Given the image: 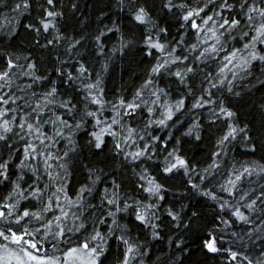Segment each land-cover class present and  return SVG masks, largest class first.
<instances>
[{"label": "snow or ice", "instance_id": "obj_1", "mask_svg": "<svg viewBox=\"0 0 264 264\" xmlns=\"http://www.w3.org/2000/svg\"><path fill=\"white\" fill-rule=\"evenodd\" d=\"M80 8L0 0L13 21L0 37V264H187L192 239L221 264H264V156L238 166L225 159L238 139L264 152V102L258 127L231 103L253 92L264 101V0H92L94 16ZM66 10L78 31L60 27ZM121 13L130 34L141 30L138 40L125 35ZM160 13L178 24L176 35ZM24 16L34 47L18 56L10 49ZM141 44L154 58L142 83L130 97L104 99V76ZM45 51L59 80L41 70ZM197 110L224 122L207 166L185 151L202 139ZM78 168L85 180L73 187ZM181 189L214 202L210 226L183 193L168 200ZM130 225L167 239L168 250L153 252ZM113 240L119 251L109 262Z\"/></svg>", "mask_w": 264, "mask_h": 264}, {"label": "trees", "instance_id": "obj_2", "mask_svg": "<svg viewBox=\"0 0 264 264\" xmlns=\"http://www.w3.org/2000/svg\"><path fill=\"white\" fill-rule=\"evenodd\" d=\"M80 3V11L81 13H84L88 16H94L95 12L92 8V0H78ZM114 2V0H113ZM179 2V0H177ZM67 19L61 21L60 27L62 30L71 32L74 29H76L75 22L72 21L70 18L72 16V13L70 11H67ZM6 15H9L7 13V10L0 9V25L3 26V31L0 32V37L3 36L4 32L7 31V28L11 26V23L13 21H6L4 17ZM14 16V14H11ZM36 15L35 12L32 13V16L34 17ZM79 15V14H77ZM160 17H164L163 13L159 14ZM19 24H18V31L17 35L14 41L12 43L14 44V47L10 49L11 52H14L18 56H24L28 52L32 50V34H30L28 31L25 30L24 25L30 22V18L28 16L20 17ZM113 19H116L115 16H113ZM121 24L124 26L123 30L126 36H128L129 39L138 40L140 29L135 28L134 32L135 34H130L129 30L133 29L134 26L131 24L130 19L123 13L120 14ZM165 20L171 21V17H164ZM172 22V35H176V29L178 28V24H176L175 21ZM119 35V34H117ZM116 37H113V42L115 41ZM191 33H189V36L186 38V40H191ZM4 43H9V41H4ZM236 46H240L238 43ZM143 47V45H138L137 48L133 49L131 53L128 54V56L123 61H116V66L110 70L108 74L104 76V83L102 87L105 90L104 99H107L109 101L114 102V98L117 97L120 94H124L128 97H130L131 93L135 90L136 87L139 86L140 83H142L143 78V71L142 69H146L151 63L154 62V58L152 56H147L144 52L140 51V48ZM64 51L63 44L58 45L57 52L62 54ZM23 62V61H22ZM41 63H42V69L47 68L48 73L52 79L59 80L58 74H54L51 67V57L49 56V53L45 51L43 54H41ZM98 69L99 64L97 63L94 65ZM167 79V78H166ZM61 90H67L64 88L63 84H61ZM36 91H42V88L37 86ZM81 96L84 94L82 90ZM173 95H175V91L173 92ZM229 95V94H226ZM264 101H261L260 99V93L253 92V95L251 97H243V98H231V103L234 106V110L237 111L239 119L241 122L244 123H251L254 126L258 127L260 122V114L257 111V106ZM113 113L111 111V108L106 106L104 115L105 116H111ZM208 113L207 111H196V118H199L201 122L204 124V131L202 132V139L200 141L193 142L191 140L185 142V151L187 152L188 156L192 157L197 163H199L202 166H207V163H210V160L208 157L210 156L211 152L216 150V140L217 138L222 134L221 129L224 128V122L223 120L211 123L207 119ZM166 131V130H165ZM155 134L157 135H163V131H157ZM81 137L83 136V132L79 134ZM176 135H180V133H176ZM83 143V140L80 141ZM63 146V142H61V145ZM108 147L111 148V138L108 139ZM87 159H96L97 161L100 159H103V154L99 158H95L92 156L91 152H86ZM264 156V152L257 151L255 155L251 153V150L245 147L244 142L240 141L239 139L237 141H233L231 145H229V153L228 156L225 158L229 164L232 163L233 159L237 162V166L240 163H244L249 160H260L261 157ZM264 162V161H262ZM87 163V160L85 161ZM103 167V165H101ZM107 171V169H106ZM223 171V169H221ZM86 171L83 168H78L74 174V176L71 178V184L73 187H78L81 182L85 180ZM195 179V177H194ZM182 182V181H181ZM264 183V181H261ZM169 185L176 184L177 180H170L167 182ZM183 193V189L180 190V192H177L176 196H174L172 193L168 194V200L172 201L174 199H177L178 196H180ZM187 196L186 199H184V203L186 205L195 204L199 211L203 214V221L202 224L211 225V221L213 219V216L216 212V206L214 202L208 200L207 198L200 197L199 194L195 195H188L186 193H183ZM96 201H93L95 203ZM165 224L168 225V228L175 229L174 225L168 224L167 217H164ZM132 227V231L134 233L139 234L140 239H146L148 240L150 246L153 249V252H156L158 249H164L168 250V241L167 239H161V240H153L150 236V232L147 229H140L138 227H135L134 225H130ZM168 229L166 228V231ZM202 234V233H201ZM76 237H73V240L75 241ZM112 245L111 252L108 256L109 262L112 261L113 256L116 255L119 251L117 248V242L111 241ZM191 249H192V255L189 258L187 264H221L219 257H212L205 255L203 252H200L198 249L199 241L198 240H189L188 241ZM45 247H48V245H45Z\"/></svg>", "mask_w": 264, "mask_h": 264}]
</instances>
